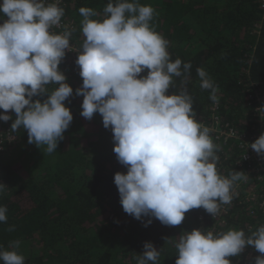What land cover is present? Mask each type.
<instances>
[{"label": "clouds", "instance_id": "1", "mask_svg": "<svg viewBox=\"0 0 264 264\" xmlns=\"http://www.w3.org/2000/svg\"><path fill=\"white\" fill-rule=\"evenodd\" d=\"M46 0H0V121L16 119L12 131L21 128L28 142L57 150L73 114L65 101L73 87L59 69L70 47L71 30L51 31L59 26L65 11ZM102 20L88 7L79 9L85 37L76 64L83 96L81 116L91 120L97 112L103 126L111 128L114 152L127 172H117L114 183L123 210L138 220L158 219L164 225H180L190 209L204 208L213 217L221 204H230L237 181L247 176L234 171L224 177L217 171V146L210 129L195 119L193 98L184 88L169 94L173 77L188 73L191 63L172 62L168 42L151 26L154 9L139 0H110ZM147 71V75L140 74ZM201 87L210 89L218 103L217 88L203 68H197ZM49 85H55L51 90ZM47 95V99L33 97ZM264 156V134L249 145ZM0 183V194L6 188ZM7 208L0 206V222H6ZM152 223L148 219L145 226ZM14 230V226L9 231ZM20 241L10 242L12 250L0 246L2 264H24L15 250ZM247 246L262 255L254 264H264V225L245 235L230 229L214 233L185 231L175 243L176 264H231ZM160 252L145 242L137 264H157Z\"/></svg>", "mask_w": 264, "mask_h": 264}, {"label": "trees", "instance_id": "2", "mask_svg": "<svg viewBox=\"0 0 264 264\" xmlns=\"http://www.w3.org/2000/svg\"><path fill=\"white\" fill-rule=\"evenodd\" d=\"M109 2L65 0L64 15L75 20L71 39L80 44L85 39L81 7L93 9L97 16L91 18L102 20ZM139 3L154 9L150 26L168 42L171 61L180 59L182 66L192 65L188 73L173 77L169 94H179L186 88L193 98L195 119L203 121V126L208 127L211 107L217 105L224 125L253 133L256 100L250 97V82L261 83L264 92V9L260 0ZM6 19L0 15V23ZM197 68H203L216 86L218 103L210 99V89L201 87ZM59 69L73 87V95L65 101L73 121L52 153L46 151L47 145L30 144L23 128L14 131L17 140L0 156V183L7 185L0 194V206L7 208V221L0 222V246L12 250L10 242L20 241L15 250L24 257V264H137L145 242H151L160 252L157 264H176L175 243L185 231L213 226L210 213L202 207L190 209L176 226L127 214L114 183L115 174H126L127 167L119 163L114 152L112 130L103 126L98 112L91 120L81 116L83 96L75 95V90L83 80L67 54ZM147 71L140 75H147ZM54 87L49 85L50 90ZM35 99L43 102L47 95ZM8 114L12 119L0 124L11 128L16 115L11 110ZM210 136L218 148V173L224 177L234 171L245 174V168L236 163L242 152L237 142L217 138L212 132ZM248 185L264 193L255 176L249 177ZM229 209L220 232L243 230L247 236L264 225L259 207L237 202ZM148 219L152 223L145 226ZM260 255L247 246L239 256L228 259L231 264H254Z\"/></svg>", "mask_w": 264, "mask_h": 264}, {"label": "built area", "instance_id": "3", "mask_svg": "<svg viewBox=\"0 0 264 264\" xmlns=\"http://www.w3.org/2000/svg\"><path fill=\"white\" fill-rule=\"evenodd\" d=\"M57 0H46V3H55ZM261 5L264 9V0H260ZM65 5V0H59L58 6L62 7ZM65 28L71 30L75 29V20L73 18L63 16L59 26H54L51 31L55 34H61L65 31ZM72 35V34H71ZM70 47L66 50V54L70 57L73 65L76 70L80 71L79 66L76 64L78 59L79 51L81 50L82 44L77 40L69 38ZM144 76V75H143ZM250 86L253 87V93L250 94V97L256 100V106L254 107L253 118L255 121L253 133L241 132L236 128L231 127L230 125L226 126L221 122V118L217 112V105L211 107L212 119L208 128L210 132L217 138L223 137L225 141L234 140L237 142L238 147L241 149V156L237 160V165L245 168V175L247 176L246 180H241L237 182L233 187V199L230 204H221L219 215L213 217L210 214L212 220H214V225L209 229L201 230L204 231H213L214 233H220V226H225L226 221L224 216L228 215L230 212V207L234 204H248L253 209L257 207L264 213V193H258L254 188L249 187V177L251 175L255 176L256 179L262 184L264 189V156L258 155L253 149L249 147L261 134H264V92L261 87V83L252 81ZM203 125V121H201ZM17 140V135L10 127L0 124V156L7 149L9 145L14 143ZM1 181V179H0ZM254 212V210H253ZM202 217V215L200 216Z\"/></svg>", "mask_w": 264, "mask_h": 264}]
</instances>
